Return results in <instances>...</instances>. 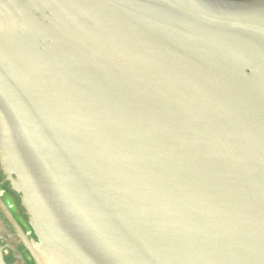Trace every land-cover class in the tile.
<instances>
[{
    "label": "water",
    "instance_id": "water-1",
    "mask_svg": "<svg viewBox=\"0 0 264 264\" xmlns=\"http://www.w3.org/2000/svg\"><path fill=\"white\" fill-rule=\"evenodd\" d=\"M13 1L0 21V163L36 264H264V202L215 105L246 93L244 68L264 61V0L181 25L101 7L102 54L34 35Z\"/></svg>",
    "mask_w": 264,
    "mask_h": 264
},
{
    "label": "flooded vegetation",
    "instance_id": "flooded-vegetation-1",
    "mask_svg": "<svg viewBox=\"0 0 264 264\" xmlns=\"http://www.w3.org/2000/svg\"><path fill=\"white\" fill-rule=\"evenodd\" d=\"M14 1L8 2V6L14 8L15 16L20 17L23 13L31 19L34 35L55 33L71 42L74 48L83 50L94 43L93 49L102 54L112 52L113 48H110L112 43L107 38L110 21L96 11L101 7L108 14L120 15L135 22L150 18L181 25L203 18L204 12L223 9L244 0ZM6 3L7 0L0 2V21L4 25L7 24ZM16 23L13 27L21 33L20 23ZM242 73V86L246 93H234V87L226 90L225 97L215 104L216 111L222 117L220 131L225 132L233 145L240 149L241 171L250 196L255 201L264 202V61L252 68H244ZM11 178L14 176L6 172L0 163V200L11 217L0 209V256L4 264H36L23 238L29 244H36L37 236L28 222L29 215L19 193L12 188Z\"/></svg>",
    "mask_w": 264,
    "mask_h": 264
}]
</instances>
